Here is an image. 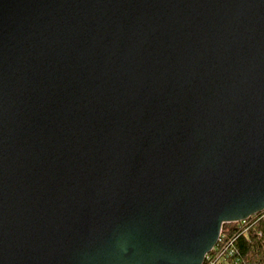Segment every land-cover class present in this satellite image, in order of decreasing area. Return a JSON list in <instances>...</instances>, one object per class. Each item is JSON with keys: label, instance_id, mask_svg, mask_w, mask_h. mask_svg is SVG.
I'll return each mask as SVG.
<instances>
[{"label": "water", "instance_id": "1", "mask_svg": "<svg viewBox=\"0 0 264 264\" xmlns=\"http://www.w3.org/2000/svg\"><path fill=\"white\" fill-rule=\"evenodd\" d=\"M264 211V0H0V264H203Z\"/></svg>", "mask_w": 264, "mask_h": 264}, {"label": "trees", "instance_id": "2", "mask_svg": "<svg viewBox=\"0 0 264 264\" xmlns=\"http://www.w3.org/2000/svg\"><path fill=\"white\" fill-rule=\"evenodd\" d=\"M216 263L264 264V211L223 224L222 236L203 264Z\"/></svg>", "mask_w": 264, "mask_h": 264}, {"label": "bare ground", "instance_id": "3", "mask_svg": "<svg viewBox=\"0 0 264 264\" xmlns=\"http://www.w3.org/2000/svg\"><path fill=\"white\" fill-rule=\"evenodd\" d=\"M245 220H246V219H245ZM245 220H241V221H245ZM222 226H223V225H222ZM220 235H221V234H220ZM219 237H220V236H219ZM217 243H218V241H217ZM217 243H216V245H217ZM216 245H215V246H216ZM215 246H214V247H215ZM214 247H213V248H214ZM213 248H212V249H213ZM212 249H211V250H212ZM211 250H210V251H211ZM210 251H209V252H210ZM209 252L206 254L205 257H207V255L209 254ZM204 260H205V259H204ZM203 263H204V262H203Z\"/></svg>", "mask_w": 264, "mask_h": 264}, {"label": "built area", "instance_id": "4", "mask_svg": "<svg viewBox=\"0 0 264 264\" xmlns=\"http://www.w3.org/2000/svg\"><path fill=\"white\" fill-rule=\"evenodd\" d=\"M220 236H222V235H220ZM220 238H221V237H219L218 242H219ZM231 243H232V241H231L228 245H230ZM214 248H215V247H214ZM214 248H213V249H214ZM207 256H208V255H207ZM216 264H217V263H216Z\"/></svg>", "mask_w": 264, "mask_h": 264}, {"label": "rangeland", "instance_id": "5", "mask_svg": "<svg viewBox=\"0 0 264 264\" xmlns=\"http://www.w3.org/2000/svg\"><path fill=\"white\" fill-rule=\"evenodd\" d=\"M239 222H242V221H239ZM221 235H222V231H221ZM221 237V236H220ZM206 258V257H205Z\"/></svg>", "mask_w": 264, "mask_h": 264}]
</instances>
